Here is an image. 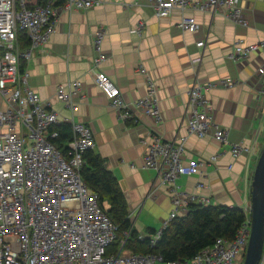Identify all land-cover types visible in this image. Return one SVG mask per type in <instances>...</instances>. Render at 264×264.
Segmentation results:
<instances>
[{"label": "crops", "instance_id": "1", "mask_svg": "<svg viewBox=\"0 0 264 264\" xmlns=\"http://www.w3.org/2000/svg\"><path fill=\"white\" fill-rule=\"evenodd\" d=\"M137 1L105 0L87 10L61 12L49 42L35 48L29 60H21V68L29 73V85L52 104L61 119L74 118L91 127L93 149L117 178L130 212H134L133 224L143 234L157 230L173 209L168 185L162 183L156 169L144 163L148 146L142 140L151 141L155 131L167 140L186 137L187 157L202 164V174L176 179L179 191L206 197L208 204L238 206L246 212L264 148V96L260 93L264 50L240 61L231 60L228 54L238 39L247 43L264 40V0H240L247 26L229 18L221 7L213 12L175 9L170 16L158 18L149 0ZM183 15L195 17L200 29L182 30L178 23ZM140 21L145 25L138 33ZM98 29L104 31L101 49L109 56L98 69L115 81L134 106V101L147 93L145 78L138 70L144 65L157 83L162 124H155L135 107L134 119L125 122L110 106L93 71L97 69ZM201 40L204 46L197 45ZM196 57L199 62L193 61ZM74 79L82 81L85 97L72 110L57 98L56 91L58 85ZM197 83L213 85L206 92L209 112L227 130L228 142L212 134H189L187 90ZM239 142L248 151L234 157L232 148ZM213 155L219 156L216 161L211 160ZM203 182L206 187L200 188L198 184Z\"/></svg>", "mask_w": 264, "mask_h": 264}, {"label": "built area", "instance_id": "2", "mask_svg": "<svg viewBox=\"0 0 264 264\" xmlns=\"http://www.w3.org/2000/svg\"><path fill=\"white\" fill-rule=\"evenodd\" d=\"M158 18L170 16L175 9L184 11L191 7L213 12L224 8L227 16L247 26L240 0H149ZM27 0H0V264H243L251 236L250 208L246 219L232 240L222 237L187 260L165 261L158 253H135L125 246L132 228L125 232L122 246L109 253L117 238L118 226L101 207L99 195L91 190L81 176L85 153L95 147L90 126L84 122L61 119L52 104L44 100L29 85V73L21 68V60L32 58L33 50L47 44L56 31L59 14L72 13L102 5L105 0H46L27 5ZM139 3V0L136 2ZM145 25L140 21L136 31L141 33ZM178 26L196 32L200 24L193 16L183 15ZM24 31L30 40L22 49L19 32ZM104 31L95 32L97 54L93 70L97 86L117 111L123 121L134 119L133 107L152 118L155 124L163 123V115L157 97V83L144 65L139 73L144 76L147 93L128 102L115 81L98 67L108 59L101 49ZM204 46L205 41L197 42ZM264 50V40L247 43L234 42L228 58L240 61ZM199 62L200 57L193 59ZM264 71V62L262 64ZM232 84V80H227ZM211 83H197L187 90L190 116L189 134L199 137L213 135L226 143L229 135L210 114L207 90ZM260 93L264 96V86ZM57 98L74 110L83 99L80 79L58 85ZM68 122L72 136L67 150H61L56 140L60 136L53 127ZM144 156L146 167L158 171L162 183L168 185L173 209L163 226L150 234L155 244L163 230L178 216L185 214L190 204H208L209 199H199L195 193L184 195L175 184L181 175L202 174L201 162L188 158L186 137L167 140L159 131L153 133ZM248 151L239 142L232 148L234 157ZM218 155L211 160L216 161ZM171 186V187H170ZM205 188V183H199ZM251 207V206H250ZM133 220L134 212H130ZM134 225V224H133ZM133 227V226H132ZM145 234H140L144 239Z\"/></svg>", "mask_w": 264, "mask_h": 264}, {"label": "trees", "instance_id": "3", "mask_svg": "<svg viewBox=\"0 0 264 264\" xmlns=\"http://www.w3.org/2000/svg\"><path fill=\"white\" fill-rule=\"evenodd\" d=\"M46 0H27L28 6L44 3ZM21 48L29 46L27 33L19 32ZM60 136L56 140L61 150H67V143L72 136V126L61 123L53 127ZM85 163L81 168V176L91 190L99 195L101 207L113 223L118 226L117 238L109 248V253L118 249L125 239V232L132 228L126 240L127 249L135 253H158L165 261L187 260L201 249L212 245L217 238L228 240L235 238L240 226L246 219V212L238 206L192 203L188 211L173 219L163 230L155 244L151 243L150 234L144 239L131 219L127 199L113 172L94 149L84 155ZM133 226V227H132Z\"/></svg>", "mask_w": 264, "mask_h": 264}, {"label": "water", "instance_id": "4", "mask_svg": "<svg viewBox=\"0 0 264 264\" xmlns=\"http://www.w3.org/2000/svg\"><path fill=\"white\" fill-rule=\"evenodd\" d=\"M251 236L243 264H261L264 256V148L252 182Z\"/></svg>", "mask_w": 264, "mask_h": 264}, {"label": "rangeland", "instance_id": "5", "mask_svg": "<svg viewBox=\"0 0 264 264\" xmlns=\"http://www.w3.org/2000/svg\"><path fill=\"white\" fill-rule=\"evenodd\" d=\"M162 226H163V223H162V225H161L159 228H157V229H160ZM122 243H123V242H121L120 247L122 246ZM261 264H262V262H261Z\"/></svg>", "mask_w": 264, "mask_h": 264}]
</instances>
